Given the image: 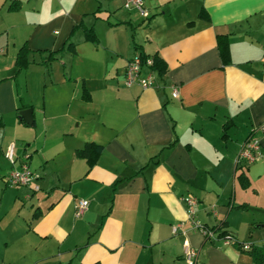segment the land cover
<instances>
[{"label": "crops", "instance_id": "1", "mask_svg": "<svg viewBox=\"0 0 264 264\" xmlns=\"http://www.w3.org/2000/svg\"><path fill=\"white\" fill-rule=\"evenodd\" d=\"M120 1L118 11L100 0H36L24 11L22 0H0V264H187L184 239L195 264H257L218 232L192 229L181 197L199 199L200 223L247 241L228 227L249 208L229 177L249 187L237 154L247 139L264 150V0H144L141 21ZM23 46L29 64L17 68ZM138 52L166 63L146 89L125 85ZM28 108L32 125L19 117ZM86 143L101 146L91 165L76 155ZM26 155L35 179L8 184ZM80 199L89 204L75 217Z\"/></svg>", "mask_w": 264, "mask_h": 264}, {"label": "built area", "instance_id": "2", "mask_svg": "<svg viewBox=\"0 0 264 264\" xmlns=\"http://www.w3.org/2000/svg\"><path fill=\"white\" fill-rule=\"evenodd\" d=\"M123 6L126 9H135L138 13L143 17H149V12L145 8L144 0H124ZM153 60L151 57L143 58L142 55L138 52L136 53L129 61L127 62L125 68V85L131 86L134 84H138L143 89L152 87L154 79H153V71L151 70V65ZM143 69H148L149 72L143 74ZM172 96L174 98H178V89L174 85L172 86ZM264 130V126L261 127ZM5 158L13 165L16 156H15V145L11 143L6 151ZM262 156L260 142L256 139H249L241 146L237 157L236 162L239 164L247 165L258 159ZM35 179L32 171L30 170L28 164V155L24 157V159L20 163L19 168H13L10 170L8 175L6 176V182L10 185H30L31 182ZM33 189L38 191L40 189L38 184L33 185ZM181 201L185 206V211L187 214V219L192 224V229L198 230L206 239H211L214 237L215 232L207 225L200 223L196 219V207L198 204V199L194 196L188 195L181 197ZM89 201L86 199H80L76 202L74 206V216L80 217L85 210L87 209ZM180 224H176L172 226V233H177L180 228ZM226 244H232V239L229 237L220 238ZM250 247V243L243 244L244 249H248ZM183 249H184V259L187 264H195L197 258V251L190 248L189 242L187 239L183 241Z\"/></svg>", "mask_w": 264, "mask_h": 264}, {"label": "rangeland", "instance_id": "3", "mask_svg": "<svg viewBox=\"0 0 264 264\" xmlns=\"http://www.w3.org/2000/svg\"><path fill=\"white\" fill-rule=\"evenodd\" d=\"M22 8L24 11L32 10L37 6L36 0H22ZM67 1V0H64ZM102 8H110L111 10H123L120 0H100ZM97 5V4H96ZM6 6V3L5 5ZM60 10V9H59ZM143 17L141 15H136L135 20L141 21ZM21 83L23 81H20ZM22 86V85H21ZM24 89H22L23 92ZM11 126H7V133L11 132ZM20 143V142H18ZM23 143V142H21ZM262 151V156L253 161L249 165L248 175L250 178V184L247 188H242L236 179L229 177L230 189L232 188V181L234 182L236 189V202H246L248 205V210H241L239 212L231 213L229 217V229L234 232L240 239L247 240V243H256L258 245L264 244V150ZM227 177H224V180ZM206 191H210L213 195L216 188L208 180ZM191 195V194H189ZM194 196V195H191ZM196 197V196H194ZM197 198V197H196ZM198 199V198H197ZM199 201V199H198ZM197 210V207H196ZM209 212H215L216 209L213 205L208 206ZM196 219L197 215H196ZM199 221V220H198ZM202 223V222H201ZM198 231V230H195ZM251 231V234H250Z\"/></svg>", "mask_w": 264, "mask_h": 264}, {"label": "trees", "instance_id": "4", "mask_svg": "<svg viewBox=\"0 0 264 264\" xmlns=\"http://www.w3.org/2000/svg\"><path fill=\"white\" fill-rule=\"evenodd\" d=\"M15 7H17V5H15ZM85 35L86 38L89 40L94 41L96 39L92 29H87L85 31ZM217 47L222 59L223 63H227L230 60V53H229V46H228V41H227V37L223 36V35H219L217 36ZM27 53L28 50L26 48V46H23L17 53V58H16V64H17V68H22V67H26L29 64V59L27 57ZM143 58H147V57H151L153 60V63L151 65V70L154 71H158L159 73H163L166 70V63L164 62V60L162 58H160L158 55H153V56H149L146 55L145 53L139 52ZM50 55H52L50 53ZM51 57V56H50ZM52 58V57H51ZM50 59H46L45 62H48ZM248 140V139H247ZM246 140V141H247ZM245 141V142H246ZM101 149V146L99 145H95L93 143H86L83 147L78 148L76 150V155L78 157H85L89 163V165L93 164L95 157L97 156V154L99 153ZM236 168H242V167H247V165H243V164H239V163H235ZM238 177L241 179V183L242 185L246 186L248 185V179L245 176L244 172H241L238 174ZM210 227V226H209ZM215 233L218 232V234L220 236L223 237H229L230 239H232V244L238 248H240L243 251H246L248 253H250L253 256V260L255 261V263L257 264H264V244H256V243H250V247L248 249H244L243 248V244L247 243L244 241H239L234 235L230 234L229 232H227L226 230L222 229L221 227H210Z\"/></svg>", "mask_w": 264, "mask_h": 264}, {"label": "water", "instance_id": "5", "mask_svg": "<svg viewBox=\"0 0 264 264\" xmlns=\"http://www.w3.org/2000/svg\"><path fill=\"white\" fill-rule=\"evenodd\" d=\"M19 117L23 118L25 123H27L28 125H32V123L34 121L31 108L20 110L19 111Z\"/></svg>", "mask_w": 264, "mask_h": 264}, {"label": "clouds", "instance_id": "6", "mask_svg": "<svg viewBox=\"0 0 264 264\" xmlns=\"http://www.w3.org/2000/svg\"><path fill=\"white\" fill-rule=\"evenodd\" d=\"M44 23H46V21H43Z\"/></svg>", "mask_w": 264, "mask_h": 264}]
</instances>
